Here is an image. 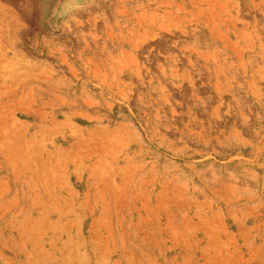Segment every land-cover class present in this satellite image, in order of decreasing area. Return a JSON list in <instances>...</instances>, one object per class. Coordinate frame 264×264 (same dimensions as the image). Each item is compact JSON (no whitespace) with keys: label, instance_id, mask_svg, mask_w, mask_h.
<instances>
[{"label":"rangeland","instance_id":"1","mask_svg":"<svg viewBox=\"0 0 264 264\" xmlns=\"http://www.w3.org/2000/svg\"><path fill=\"white\" fill-rule=\"evenodd\" d=\"M0 264H264V0H0Z\"/></svg>","mask_w":264,"mask_h":264}]
</instances>
